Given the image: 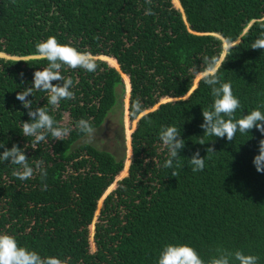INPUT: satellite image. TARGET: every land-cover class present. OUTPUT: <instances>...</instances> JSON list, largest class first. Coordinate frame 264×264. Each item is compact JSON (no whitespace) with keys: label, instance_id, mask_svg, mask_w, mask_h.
<instances>
[{"label":"trees","instance_id":"1","mask_svg":"<svg viewBox=\"0 0 264 264\" xmlns=\"http://www.w3.org/2000/svg\"><path fill=\"white\" fill-rule=\"evenodd\" d=\"M174 2L178 7L172 0H0V54L28 57L0 56V143L23 148L30 166L42 160L48 173L43 182L39 175L22 181L12 175L17 165L0 162V233L64 264H157L166 244L192 246L205 264L217 248L257 255L264 264V172L252 162L264 133L238 131L231 142L206 136L200 124L202 111L212 106L209 86L199 78L183 97L199 74L194 67L205 70L204 58L220 57L226 41L236 47L219 75L241 102L235 118L264 112V50L251 48L264 38V0ZM149 7L154 15H145ZM49 36L109 62L96 60L95 72L63 67L62 75L78 83L71 89L75 99L62 100L58 109L48 105V93L33 91V108H48L57 124L73 129L63 141L49 135L33 149V138L22 134L30 118L16 93L47 66L35 45ZM122 77L126 98L130 88L129 117L145 112L131 133L127 174L95 216L124 156L78 143L85 134L75 125L81 118L95 130L103 125L123 95ZM137 100L142 111L133 114ZM170 125L185 141L176 177L162 167L168 152L159 133ZM209 145L215 153H206ZM196 150L205 156V169L194 173L189 158Z\"/></svg>","mask_w":264,"mask_h":264},{"label":"clouds","instance_id":"2","mask_svg":"<svg viewBox=\"0 0 264 264\" xmlns=\"http://www.w3.org/2000/svg\"><path fill=\"white\" fill-rule=\"evenodd\" d=\"M145 3L150 5L152 0H145ZM145 15H154L150 7L145 10ZM233 47H236V45L226 47L222 57H205V70H201V68L197 70L196 66L193 70L199 73L200 80L209 86L213 97L211 109L202 111L203 122L200 127L203 129V134L221 139L226 138L230 142L234 140L238 131L249 133L250 130L255 128L264 133V112L253 109L236 119L235 113L238 109H241V102L233 94L231 83L221 81L220 69L228 57L232 55ZM251 48L253 50H264V38L256 39L251 44ZM35 49L39 58L47 61V66L33 73L30 87L16 93V99L27 109V115L30 118L29 121L22 122V134L24 137L33 138L31 142L33 149H36V146L41 142H49V135L52 140L63 141L73 129L69 124H57V121L49 114L48 108H33L32 99H28V97H32L34 90L46 92L48 93V105L52 109H58L62 100L75 99V93L71 89L75 86V83H78H74L71 77L62 75L61 69L66 66L70 69L80 68L87 72H95L98 67L97 61L90 52L81 51L69 43H61L55 36H49L38 42ZM5 56L11 57L9 55ZM120 73L124 74L121 71ZM261 107H264V105H261ZM130 111L133 114L142 111L139 100L130 105ZM75 127L85 134L86 143L94 141L96 130L90 121L81 118L76 122ZM159 139L168 152V158L162 167L174 169L171 176L176 177L179 172L175 169L182 167L181 161L178 159L180 157L179 152L185 147L181 130L174 125L165 126L159 133ZM205 142L206 140L203 137L197 141L201 145ZM0 148H3V151L0 152V162H10L18 166L12 172L14 177L24 181L39 175L42 182L46 181L48 173L42 160L35 161V167H33L30 166L24 149L15 143L10 148L0 143ZM205 151L208 154L216 152L212 145H209ZM208 159H211V155L208 156ZM147 162L145 160V163ZM252 162L258 172H264V140L260 141L258 153L253 157ZM189 163L192 165L191 170L194 173L203 171L205 169V156L202 157L199 150H196L189 158ZM42 190H47L46 183L42 185ZM216 253L217 255L211 259L210 264H258L257 255L245 254L239 249L229 251L224 248H217ZM0 264H64V262L58 257L42 256L36 250L21 246L16 237L9 233H0ZM157 264H205V261L190 245L166 244L160 251Z\"/></svg>","mask_w":264,"mask_h":264},{"label":"rangeland","instance_id":"3","mask_svg":"<svg viewBox=\"0 0 264 264\" xmlns=\"http://www.w3.org/2000/svg\"><path fill=\"white\" fill-rule=\"evenodd\" d=\"M172 2L176 7H178L177 4L174 2V0H172ZM180 10H182L181 7H180ZM229 45L230 43L226 41H222V51H221L220 57L224 55V50ZM0 56H4L8 58V56H5L3 54H0ZM92 56L94 57L95 60H104V61L109 62V60H106L101 55H92ZM10 58L18 59V58H28V57L27 56L26 57L11 56ZM116 69L120 72L119 65H118V68ZM199 78H200V74H197L193 80L192 87L183 97H186L188 94H190L192 89L197 84V81ZM122 79H123V86H122L123 95L118 98L117 105L113 108L112 111L110 110V112L107 115V118L104 120L103 125L99 129H96L95 139L93 142H91V144H93L97 148H103V149L109 150L112 153H114L117 157H120L123 154L124 165H123L122 171L115 178L114 182L110 184L111 186L109 185L110 187L104 191L101 198L98 200L95 216L97 215L98 210L100 206L102 205L103 198H105V196L111 190H113V188L117 184V180H119L120 178H122L123 176L127 174L126 172L128 170L129 160H130V155H131V145H130L131 133L135 128V125L137 123L139 116L145 112L144 111L141 114H138V116L133 119L129 117V110H128L129 90H128V97L126 98V93H127L126 81L123 77ZM169 99H170L169 97L163 98L158 103L167 101ZM158 103H156L153 107L147 110H152L156 108L158 106ZM66 120H67V117L64 116V121ZM85 140H86V136L84 138L79 139L78 143L84 142ZM91 227H93V222L91 224Z\"/></svg>","mask_w":264,"mask_h":264},{"label":"water","instance_id":"4","mask_svg":"<svg viewBox=\"0 0 264 264\" xmlns=\"http://www.w3.org/2000/svg\"><path fill=\"white\" fill-rule=\"evenodd\" d=\"M4 55H6V54L4 53Z\"/></svg>","mask_w":264,"mask_h":264}]
</instances>
